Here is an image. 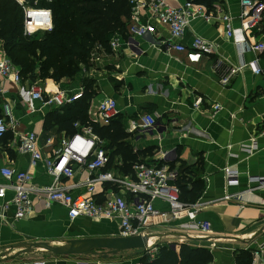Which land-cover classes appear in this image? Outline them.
Returning <instances> with one entry per match:
<instances>
[{"label": "crops", "instance_id": "1", "mask_svg": "<svg viewBox=\"0 0 264 264\" xmlns=\"http://www.w3.org/2000/svg\"><path fill=\"white\" fill-rule=\"evenodd\" d=\"M165 2L173 8L192 2L212 11L214 17L209 21L200 18L190 23L181 43L191 49L194 38L201 37L217 44V54L204 56L199 63H189L185 53L172 49L169 28L148 9L139 6L135 10L140 17L139 24L148 28L143 37L137 38L143 54H136L124 38L114 36L111 42L119 41V47L102 51L93 66L81 67L75 79L65 78L60 84L51 79L37 83L51 95L58 91L74 94L84 89V80L93 82L95 97L88 115L96 123L99 101L112 98L118 102L120 116L115 123L125 129L126 142L137 157L133 167L137 164L162 166L167 163L164 154L171 153L174 163L169 165L179 174L177 186L180 168L183 165L185 169L191 168L187 172L188 190H195L196 200L189 204L199 206L198 220L210 224L211 231L186 234L179 230V225L186 221L174 222L152 229V246L166 245L176 250L182 244L204 247L213 255L211 264H237L239 251L262 250L258 264H264V186L259 183L264 179V75L258 76L247 67L233 76L228 85L222 84L231 69L242 63L257 62L264 69V53L241 51L225 35L229 23L233 28L242 24L241 0ZM223 16L229 22L222 20ZM259 42L264 43V18L249 35L250 44ZM4 53L0 46V57ZM7 87L8 94L0 98V115L3 104L11 103L18 125L0 140V170L10 166L27 171L33 175L36 185L51 186L54 181L45 163L33 166L30 154L18 152L17 134H36L41 152L51 157L63 141L82 134V128L75 126L74 134L61 130L57 120L59 116L64 117L62 108H48L37 102L36 112L29 114L17 89L12 85ZM198 99L202 103L196 107ZM143 116L154 117L157 128L144 133L136 130L135 125L140 124ZM108 146L109 142L104 139V148L110 156L112 151ZM123 164V158L115 156L106 171L115 172L120 180L133 181L134 170L131 174L123 173L120 169ZM227 171L238 178L237 185L228 184ZM76 172L71 179L62 178L60 185L70 188L74 196L86 195L88 174ZM0 184H7L1 174ZM94 189L99 201L112 195L127 202L133 198L127 190L109 182H95ZM155 206L162 211L169 210L161 201L155 202ZM2 207L0 200V264H141L144 251L140 250L115 255L96 249L88 254L58 256L46 249L47 246L76 249L90 240L120 238L119 219L71 220L64 206L54 204L46 208L36 198L32 213L22 220L15 218L14 208L3 212ZM152 238H156L154 244Z\"/></svg>", "mask_w": 264, "mask_h": 264}, {"label": "built area", "instance_id": "2", "mask_svg": "<svg viewBox=\"0 0 264 264\" xmlns=\"http://www.w3.org/2000/svg\"><path fill=\"white\" fill-rule=\"evenodd\" d=\"M131 2L134 5V15L126 43L133 46L136 54H143L137 38L143 37L148 30L147 27L139 24L140 17L135 12L139 6L148 9L161 24L169 28L173 44L172 49L176 52L185 53L189 63H199L204 56L217 54V44L201 37L194 38L191 49L186 48L181 43L190 23L200 18L209 21L210 18L214 17L212 11L192 2H187L180 8L170 7L165 0H148L143 3L132 0ZM23 3L20 2L22 5ZM241 6V26L233 28L229 23L225 35L241 51L264 53L263 42L249 43V35L263 21L264 0H241ZM24 10L25 35L33 36L38 32H51L53 30V18L50 10L32 8H24ZM221 19L229 22L227 16H223ZM119 45V41H112L110 42V49H117ZM104 50L102 46H98L91 56V61L94 62ZM247 67L252 68L258 76L264 75V69L260 68L257 62L242 63L231 69L229 74L222 79V84L228 85L233 76L242 73ZM7 85H12L17 89L19 99L29 114L36 112L37 102L48 108H63L75 104L84 96L83 88L74 94H68L66 91L47 94L40 83L24 81L20 69L4 53L0 57V98L8 94ZM201 103L202 99H198L196 107L200 106ZM119 116L120 110L115 99L105 98L98 102L96 124L108 126ZM17 125V118L11 103L5 102L0 116V140H3ZM75 126L76 128L81 127L83 133L75 134L70 140L63 141L62 146L56 149L51 157H45L41 152L36 134H17L19 136L18 152L30 154L33 166L39 162H44L47 173L53 178L54 183L51 186H38L30 172L19 171L10 166L1 168L0 174L7 181V184H0V200L3 202V212L14 208L15 218L17 220L25 219L32 213L36 198L46 208H51L54 204L64 206L71 220L80 217L95 221L119 219L121 238L150 236L152 229L183 221L186 222L179 225L181 232L186 234L210 233V224L198 220L199 206L186 204L181 200V191L176 185L179 174L169 165L174 163L171 159V153H166L163 156L166 164L158 167L137 164L133 167L135 177L133 181L120 180L116 178L115 172L106 171L110 163V156L104 148V139L97 135L91 126H81L78 123ZM156 128L157 121L152 116H143L140 124L135 125V129L140 133ZM262 133L264 135V129ZM254 147H256V143L253 144ZM76 171H86L88 174L85 179L88 186L86 195L74 196L70 188L60 185L62 178L71 179L77 173ZM237 180L236 176H232V173L227 171V181L230 186L237 185L239 183ZM259 181L260 186H264V179ZM95 182L112 183L119 186L120 189L127 190L133 198L127 202L121 200L118 195H112L99 201L95 197ZM157 201L166 203L169 210L157 209L155 206ZM157 252L158 247L152 246L149 241L144 255L146 254L153 259ZM262 256V250L253 252L252 264H258Z\"/></svg>", "mask_w": 264, "mask_h": 264}, {"label": "trees", "instance_id": "3", "mask_svg": "<svg viewBox=\"0 0 264 264\" xmlns=\"http://www.w3.org/2000/svg\"><path fill=\"white\" fill-rule=\"evenodd\" d=\"M132 0H0V46L13 64L20 69L24 81L43 82L48 79L57 84L65 78L75 79L81 67L93 66L91 56L98 46L110 51L114 36L127 40L134 15ZM208 3V2H207ZM207 3H202L208 5ZM50 10L53 18L51 32L25 35V10ZM84 96L75 104L63 107L64 117H58L57 125L69 134L75 125L91 126L93 131L109 142L111 165L115 156L123 158V173H133L136 155L127 144L125 129L113 120L108 126H99L88 115L95 97L93 82L84 80ZM60 109V108H59ZM1 116V115H0ZM58 116V115H57ZM61 119V120H59ZM48 123V122H47ZM180 168L179 186L181 200L193 203L194 189L188 190L190 167ZM189 196V199H188ZM253 253L242 250L236 254L237 264H251ZM212 253L204 247L182 244L179 250L172 246H158L152 259L143 255L141 264H211Z\"/></svg>", "mask_w": 264, "mask_h": 264}, {"label": "water", "instance_id": "4", "mask_svg": "<svg viewBox=\"0 0 264 264\" xmlns=\"http://www.w3.org/2000/svg\"><path fill=\"white\" fill-rule=\"evenodd\" d=\"M151 236L135 237V238H115V239H97L90 240L86 245L76 249L54 248L47 246L49 253L58 256H72L80 254H88L93 250H105L112 254L125 251H146Z\"/></svg>", "mask_w": 264, "mask_h": 264}, {"label": "rangeland", "instance_id": "5", "mask_svg": "<svg viewBox=\"0 0 264 264\" xmlns=\"http://www.w3.org/2000/svg\"><path fill=\"white\" fill-rule=\"evenodd\" d=\"M18 1H20V2H24L25 0H18ZM156 238H152V243L154 244L155 242H156V240H155ZM123 252H120V253H116L115 255H117V254H122ZM127 254H129V255H133L134 253L133 252H128ZM138 256V255H137Z\"/></svg>", "mask_w": 264, "mask_h": 264}]
</instances>
